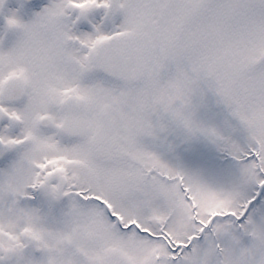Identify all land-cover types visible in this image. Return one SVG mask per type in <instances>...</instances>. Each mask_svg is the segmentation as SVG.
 I'll return each instance as SVG.
<instances>
[{
	"label": "snow or ice",
	"instance_id": "6c2138e0",
	"mask_svg": "<svg viewBox=\"0 0 264 264\" xmlns=\"http://www.w3.org/2000/svg\"><path fill=\"white\" fill-rule=\"evenodd\" d=\"M93 8L122 20L75 31ZM6 24L0 264H264V0H50ZM208 91L227 128L199 118Z\"/></svg>",
	"mask_w": 264,
	"mask_h": 264
},
{
	"label": "rangeland",
	"instance_id": "374dc122",
	"mask_svg": "<svg viewBox=\"0 0 264 264\" xmlns=\"http://www.w3.org/2000/svg\"><path fill=\"white\" fill-rule=\"evenodd\" d=\"M42 7L40 9H22L20 6V1L15 0L11 7L5 12L4 19L6 22V17L11 15L13 12L23 21L28 22L32 20L35 14L39 11H42L45 6L50 3V0H39ZM39 4V5H40ZM24 12H23V11ZM107 9L105 8H93L90 10L85 17H82L75 25L74 30L77 32H90L94 30V25H99L104 31H111L117 24H119L122 20V15L117 14L115 17L106 16ZM77 15H79V10H75L72 12V19H74ZM81 22L85 25L81 26ZM6 23L0 25V47L8 48L11 47L16 40L19 38V31L18 30H10V38L14 39L13 43H10V46L7 45L6 39L9 38L6 33ZM9 42V41H8ZM195 103L199 105L198 108V116L200 119L216 124L221 128L228 127V112L226 107L223 104L217 102V97L210 91L200 96L194 98ZM13 134H18L20 129L14 128L11 129ZM169 140H175L179 144L178 152L185 158L189 159L193 149L199 150H208V146L205 145L203 142H192V144L183 143L181 142L180 137L178 134L173 133L171 136L168 137Z\"/></svg>",
	"mask_w": 264,
	"mask_h": 264
},
{
	"label": "flooded vegetation",
	"instance_id": "af4514ba",
	"mask_svg": "<svg viewBox=\"0 0 264 264\" xmlns=\"http://www.w3.org/2000/svg\"><path fill=\"white\" fill-rule=\"evenodd\" d=\"M13 1V0H12ZM20 1V0H19ZM21 2V1H20ZM20 4V3H19ZM20 6H21V4H20ZM22 8V7H21ZM3 20H4V23H6L5 22V19L3 18ZM3 23L1 22L0 23V25H2ZM7 25V24H6ZM82 25H85L84 23H82L81 22V26ZM6 33H5V35H7L9 38H7L5 41L6 42H8L9 41V43H13V41H14V39H12V38H10V32H7V31H10V30H15V29H9L8 27H6ZM10 46V45H9ZM8 123V121L7 120H4V121H0V130H2L3 129V127H4V125L5 124H7ZM17 129H19V127H16ZM3 157H0V166H3Z\"/></svg>",
	"mask_w": 264,
	"mask_h": 264
},
{
	"label": "water",
	"instance_id": "95a60500",
	"mask_svg": "<svg viewBox=\"0 0 264 264\" xmlns=\"http://www.w3.org/2000/svg\"><path fill=\"white\" fill-rule=\"evenodd\" d=\"M10 0H6V2H5V4H4V6H3V8L2 9H0V16L3 14V12H4V10H5V7L7 6V4H8V2H9ZM26 3H30V2H33L34 0H24Z\"/></svg>",
	"mask_w": 264,
	"mask_h": 264
}]
</instances>
